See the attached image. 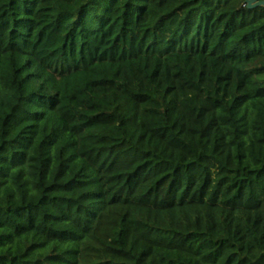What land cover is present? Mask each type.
<instances>
[{"label": "trees", "instance_id": "obj_1", "mask_svg": "<svg viewBox=\"0 0 264 264\" xmlns=\"http://www.w3.org/2000/svg\"><path fill=\"white\" fill-rule=\"evenodd\" d=\"M0 0V264H264V7ZM263 2L264 0H258Z\"/></svg>", "mask_w": 264, "mask_h": 264}, {"label": "rangeland", "instance_id": "obj_2", "mask_svg": "<svg viewBox=\"0 0 264 264\" xmlns=\"http://www.w3.org/2000/svg\"><path fill=\"white\" fill-rule=\"evenodd\" d=\"M134 214L139 219L153 220L160 226L180 232L198 230L202 227L205 219H210L216 226L228 224L237 228L244 242H253L254 235L264 234V223H262L259 214L253 211H217L198 206L174 210L169 213L137 211Z\"/></svg>", "mask_w": 264, "mask_h": 264}, {"label": "water", "instance_id": "obj_3", "mask_svg": "<svg viewBox=\"0 0 264 264\" xmlns=\"http://www.w3.org/2000/svg\"><path fill=\"white\" fill-rule=\"evenodd\" d=\"M258 7H264V1L259 2L258 0H250L248 1V8L249 9H256Z\"/></svg>", "mask_w": 264, "mask_h": 264}]
</instances>
